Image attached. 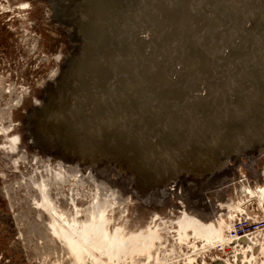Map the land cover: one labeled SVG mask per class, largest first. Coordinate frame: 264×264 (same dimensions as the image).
Segmentation results:
<instances>
[{
  "label": "rangeland",
  "instance_id": "374dc122",
  "mask_svg": "<svg viewBox=\"0 0 264 264\" xmlns=\"http://www.w3.org/2000/svg\"><path fill=\"white\" fill-rule=\"evenodd\" d=\"M263 148L264 0H0V264H264L261 234L228 239L241 204L264 212ZM220 161L243 177L189 225L162 182ZM104 193L111 228L162 239L73 258L55 220Z\"/></svg>",
  "mask_w": 264,
  "mask_h": 264
},
{
  "label": "bare ground",
  "instance_id": "6f19581e",
  "mask_svg": "<svg viewBox=\"0 0 264 264\" xmlns=\"http://www.w3.org/2000/svg\"><path fill=\"white\" fill-rule=\"evenodd\" d=\"M200 83L201 79L196 80V84L200 85ZM263 152L264 148L261 153ZM237 167V163L234 161L229 163H221L220 161L214 164L207 173L202 186H198L199 184L194 183L191 178L181 176L175 180L163 181L162 187L177 192L185 206L184 210L188 214L186 218L187 223L189 225H196L201 220L209 221L213 216L212 208L210 205H207L209 202L206 199V195H204L205 186H214L219 181H225V178L229 180L238 176L243 177ZM249 191H253L252 185L249 186ZM104 194L102 199L99 195L95 197L90 211L84 219L79 220L74 215L65 217L62 214H58L60 218L55 220L54 232L73 258L85 254L90 258L91 262L114 259L120 254H127V252L134 250L137 246L139 248L142 247L153 238H157L159 241L162 239L156 224L132 231H126L120 226H113L111 228L109 221L112 217L107 215L106 208L108 206V199H110L109 196L113 194ZM245 205L241 204L240 208L245 212V215L251 217L249 214H252V212ZM51 213L57 214L55 209H52ZM185 227L183 226L179 229L184 231ZM194 232L196 233L197 231ZM182 234L186 233L182 232ZM139 253L142 252L139 251Z\"/></svg>",
  "mask_w": 264,
  "mask_h": 264
},
{
  "label": "built area",
  "instance_id": "2783aa9c",
  "mask_svg": "<svg viewBox=\"0 0 264 264\" xmlns=\"http://www.w3.org/2000/svg\"><path fill=\"white\" fill-rule=\"evenodd\" d=\"M246 208L255 216L248 217L247 215L240 213L238 215L235 214L234 217L229 220L228 232L230 230L234 232L232 236L228 234L229 243H235L242 246V244L248 241V237L251 238L252 233L261 234V240H264V212L260 213L258 210L255 211V209H250L248 204L246 205ZM260 242L263 243V241ZM220 247L221 251L225 250L224 245H221Z\"/></svg>",
  "mask_w": 264,
  "mask_h": 264
},
{
  "label": "water",
  "instance_id": "95a60500",
  "mask_svg": "<svg viewBox=\"0 0 264 264\" xmlns=\"http://www.w3.org/2000/svg\"><path fill=\"white\" fill-rule=\"evenodd\" d=\"M194 83V82H193ZM204 84H205V80H204V78H201V87L203 88V90H205V86H204ZM192 87H193V84H192ZM194 88V87H193ZM195 90H198V89H195ZM160 183H161V181H160ZM160 183H159V186H160ZM157 191V190H156Z\"/></svg>",
  "mask_w": 264,
  "mask_h": 264
}]
</instances>
